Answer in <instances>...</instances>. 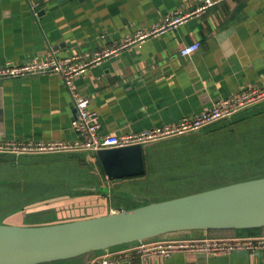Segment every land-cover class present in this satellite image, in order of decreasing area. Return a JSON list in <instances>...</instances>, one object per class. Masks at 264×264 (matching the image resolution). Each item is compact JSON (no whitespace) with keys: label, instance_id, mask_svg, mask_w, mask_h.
<instances>
[{"label":"crops","instance_id":"obj_1","mask_svg":"<svg viewBox=\"0 0 264 264\" xmlns=\"http://www.w3.org/2000/svg\"><path fill=\"white\" fill-rule=\"evenodd\" d=\"M199 4V0H0V66L40 60L49 50L65 58L114 47L168 15L185 14ZM192 43H199V50L182 57L180 50ZM74 84L98 115L100 132L117 136L173 123L209 110L222 98L262 88L264 0H224L177 29L88 68ZM258 105L264 107V102ZM73 116L71 98L56 75L0 80V138L73 141ZM61 155L81 163L89 154H54ZM91 172L93 182L49 198L46 204L47 198L42 199L45 207L51 205L47 211L60 216L47 223L138 207L113 196L132 179L107 181ZM203 236L191 232L164 238ZM112 264H264V251L215 257L178 253L167 259L133 257Z\"/></svg>","mask_w":264,"mask_h":264},{"label":"water","instance_id":"obj_2","mask_svg":"<svg viewBox=\"0 0 264 264\" xmlns=\"http://www.w3.org/2000/svg\"><path fill=\"white\" fill-rule=\"evenodd\" d=\"M145 146L101 150L91 156L97 158L94 164H100L107 181L139 178L145 173ZM260 228H264V178L72 221L0 223V264L66 261L177 233Z\"/></svg>","mask_w":264,"mask_h":264},{"label":"built area","instance_id":"obj_3","mask_svg":"<svg viewBox=\"0 0 264 264\" xmlns=\"http://www.w3.org/2000/svg\"><path fill=\"white\" fill-rule=\"evenodd\" d=\"M224 0H199V6L185 14L168 15L159 23L148 29L139 30L123 43L114 47L103 48L94 53L76 54L59 58L52 50L43 59L22 65L6 62L0 66V80L24 78L37 75H56L63 82L64 88L71 98L74 116L70 123L76 134L73 141H40L0 138V155L9 156H41L54 154H72L84 152L90 156L101 150L124 148L129 146L149 145L158 141L184 136L203 130L215 123L229 119L247 108L264 101V87L249 89L240 94L218 100L209 110L196 115L182 117L179 121L162 124L139 132L120 136L102 134L101 124L96 113L89 108V100L80 95L75 87L77 77L88 68L97 66L121 51L143 43L147 39L163 36L191 19L199 17L209 8ZM32 13L35 9L31 6ZM200 48L199 43L185 45L180 50L182 57L194 54ZM245 251L255 253L264 251V235L208 237L198 239H154L130 246H124L96 257L90 264H112L114 260L137 257L144 260L148 257L162 259L174 254H201L207 257L229 255L233 252Z\"/></svg>","mask_w":264,"mask_h":264},{"label":"rangeland","instance_id":"obj_4","mask_svg":"<svg viewBox=\"0 0 264 264\" xmlns=\"http://www.w3.org/2000/svg\"><path fill=\"white\" fill-rule=\"evenodd\" d=\"M246 115L251 118L242 128L249 129L252 136L251 140L242 142L244 144L237 152L219 150L207 153L204 148L201 156L194 152L187 156L185 151L189 144L185 145L184 138L202 133L158 141L150 144L151 147L146 145V175L131 178L113 196H120L129 207L141 206L264 178V113L255 114L249 109ZM215 134L206 139H213L211 137ZM216 140L210 143L216 144ZM91 174L89 167L63 155L0 159V223L53 224L47 222L60 216H55L54 210L45 212L51 206L45 207L48 199L81 188L83 183L93 182ZM46 198L42 204V199ZM39 209H44L45 213H40Z\"/></svg>","mask_w":264,"mask_h":264},{"label":"trees","instance_id":"obj_5","mask_svg":"<svg viewBox=\"0 0 264 264\" xmlns=\"http://www.w3.org/2000/svg\"><path fill=\"white\" fill-rule=\"evenodd\" d=\"M250 109L255 111V114L264 113V107H262V105H255V106H252V108L250 107ZM248 110L242 111L238 113L237 115L231 117L230 119H225L223 121H220L218 123H215L203 129L202 134H194L192 136L185 137L184 138L185 145L188 146L189 144L187 151H185L186 155L189 156V152H194L195 154L199 153V156H201V154L204 153V148H207L206 149L207 153H209V151L214 152V151H219V150H221L222 152L223 151L237 152L241 148V146L244 144L242 142H247V140H251L252 133L249 131V129L246 128L247 129L246 130L242 128L243 125H245L247 121L251 118V115H246V112ZM224 129H227V130L224 131ZM213 134L215 135L211 137L213 138L211 140L217 139L216 144L210 143L211 140L206 139L207 136L213 135ZM0 156H1L0 159H8V157L13 158L9 155H0ZM87 158H88L87 161L83 160L81 163L84 164V166L89 167L90 170L95 172L98 176L103 177L104 172L100 164L98 165L94 164V161L97 158L90 156V155H88ZM143 161H144L145 173L142 177L146 175V158H145L144 151H143ZM70 191L72 192L73 190H70ZM58 195H60V193ZM45 212H48V211H45ZM45 212L42 211L40 213H45ZM32 215H36V213L31 214L29 216H32ZM206 234L210 237L261 235V234H264V228L250 229V230H214V231H208L206 232ZM95 254L97 253H89L84 256L71 259V260L44 263V264H89V261L92 260Z\"/></svg>","mask_w":264,"mask_h":264}]
</instances>
